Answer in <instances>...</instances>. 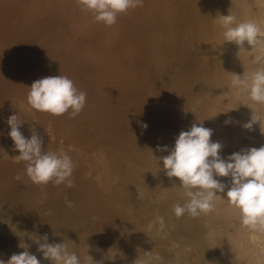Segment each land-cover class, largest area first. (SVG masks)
<instances>
[{
    "label": "rangeland",
    "instance_id": "obj_1",
    "mask_svg": "<svg viewBox=\"0 0 264 264\" xmlns=\"http://www.w3.org/2000/svg\"><path fill=\"white\" fill-rule=\"evenodd\" d=\"M22 1L0 0V15L4 14L13 24L19 23L21 11L32 2L31 0L24 4ZM62 1L73 11L71 25L75 26L67 36L70 38V48L54 62L44 60L37 73L49 76L66 75L74 83L79 82L82 90L87 93L86 105L75 118L68 114L55 116L34 109H31L30 115L22 111L24 123L21 132L25 137H30L32 129H35L41 136L45 134L48 137L47 143L43 145L46 151L63 150L71 157L74 164L73 173L81 174L88 185V204L86 209L78 211L73 204L74 200H69L72 202L71 207L67 201L63 206L55 208L54 202V218L50 221H39L35 218L34 207L61 197L62 185L57 186L51 182L33 184L28 191V194L34 193V202L31 201L29 209L20 206L23 205L21 202L16 203L15 207V203L10 202L8 206L4 205L2 211L0 209V215L5 217H0V220L4 221L7 217V222H0V259L8 260L12 254L22 252L24 249H21L19 244L24 242L30 245V252L37 255L41 264H49L37 251V245L28 238L29 235H47L50 243L65 242L70 251L79 255L81 264H99L101 261L103 264H150L152 259L158 258V247L170 244L169 240L163 239L162 232L164 226L174 218V206L177 204L174 201L175 195L182 189L177 186L179 182L175 178L166 176L162 163L161 169L159 168L156 157L168 155L167 151L159 149L163 146L171 148L175 138L181 131H187V126L197 113V110L194 111L184 102L169 109L166 94L162 96V86L169 83L174 87L176 79L184 84L182 76H187L184 86L189 91L200 81L207 80L204 71L209 69L208 63L205 59L204 63L199 61L198 56L207 49L217 51L212 44L214 35L204 30V24L199 19H188L196 0H143L142 6L120 14L112 26L97 22L92 13L82 9L79 0ZM203 1L210 13L217 4L226 2ZM225 6H229V2H226ZM200 13L203 14L202 9ZM255 17L254 13H239L237 19L254 20L264 32V20H257ZM138 24L144 25V28L148 26L151 30L148 33L150 55L136 75L147 88L145 98L149 101L159 97L161 100L156 103L155 114L150 116L146 130H132V126H136L134 118L126 117L125 123L121 122L116 128L117 132L123 133L122 139H106L90 131L85 123L88 118L86 113L94 111L99 105L114 107L112 95L120 86L126 85L124 77L128 70L122 67L114 73L113 69L120 60L129 55V43ZM144 28L141 29L143 33ZM9 31L10 27L0 25V41L6 36L9 37ZM181 32L189 35L190 40L194 37L193 45L188 44V50L192 48L197 55L194 73H189L188 59L183 56L185 51L180 48ZM260 42H264V37ZM167 62L181 67L178 74H171L172 78H168L164 68ZM261 64L264 65L252 55L247 57L245 63L252 68V72L261 67ZM154 65L161 66L162 70L156 69ZM3 70L0 64L1 74ZM1 87L2 83L0 89ZM131 95L129 99L132 102L141 96L139 90H134ZM143 97L142 95V99ZM122 106L124 107V102L115 107L122 109ZM254 106V113L264 117V105ZM164 111L166 116L159 115ZM251 115L252 112H245L242 120L249 122ZM177 117L182 118L179 131L176 125ZM184 123L186 128L182 129ZM253 127L252 130L259 134L261 140L252 147L259 148L264 145V122L261 126L254 124ZM122 148L125 149V154ZM241 148L245 149V146ZM6 155L13 161L12 158L18 155V152L3 151L1 154ZM11 180L13 183V179ZM5 182H0V186ZM43 193L47 195L42 197ZM49 194H52V198L46 199ZM5 208H8L7 211ZM11 209L18 212L15 213ZM3 211H6V215ZM115 213L118 217L110 223L107 222V218L112 219L110 216ZM15 230L19 232L20 237ZM261 236L260 240L264 243V232ZM139 237L135 255L130 247Z\"/></svg>",
    "mask_w": 264,
    "mask_h": 264
},
{
    "label": "bare ground",
    "instance_id": "obj_2",
    "mask_svg": "<svg viewBox=\"0 0 264 264\" xmlns=\"http://www.w3.org/2000/svg\"><path fill=\"white\" fill-rule=\"evenodd\" d=\"M29 1L31 0H23L22 2L25 4ZM226 2H229V6H225ZM226 2L217 4L210 13L203 0H196L188 15V19H199L204 24V30L214 35L212 44L217 51L207 49L205 53L202 51L198 56L199 61L203 62L205 59L208 63L209 69L204 71L207 80L200 81L194 89L189 91L184 86L187 76H182L184 84L181 80L176 79L174 87H171L173 84L169 83L162 86V96L166 94L169 109H173L179 103L184 102L185 105L191 106L194 111L197 110L196 116L187 126V130L196 122H202L205 127L212 129L213 136L211 139L219 141L223 145L220 155L224 158L231 153L241 151V146H245V149L250 148L261 140V137H258L259 134L252 130L254 127L251 130L243 128L247 122L242 120V115L245 112L246 114L256 112L254 106L256 103L252 102L246 95L238 93L232 86V73L251 74L252 68L245 65L247 57L251 55L264 64V42H258L251 46L245 43L246 50L244 48L239 50L237 45L224 42L223 29L218 20L214 19L218 13L227 15L230 11L236 17L239 13H254L255 19L264 20V0H226ZM201 9L203 14L200 13ZM20 15L21 21L17 24L9 21L4 14L0 15V25L10 27L9 37L6 36L0 41V64L4 69L3 74L0 73V83H2L0 89V182L6 181L3 186H0L1 211L10 202L15 203L14 207L16 203L21 202L23 205L20 206L26 210L31 207L29 206L31 201L34 202L32 197L34 193L28 194L33 183L25 174V162L12 161L8 155L1 156L3 151L10 152L13 150V141L8 136L10 129L7 120L9 116L17 113L18 118L22 121L24 118L22 111L30 115L32 108L27 103L28 87L34 81L49 76L37 73L42 62L44 60L54 62L65 50L70 48V38L67 36L70 29L75 26L71 25L73 11L62 0H32L31 4L21 11ZM143 28L144 25L138 24L136 26L129 43V55L120 60V63L113 69L114 73H117L118 68L122 67L128 70V74L124 77L126 85L120 86L118 91L112 95L114 107L99 105L94 111L86 113L88 118L85 119V123L89 126L90 131L106 139H122L123 133L117 132L116 128L121 122L122 124L125 123L126 117L134 118L136 126L135 128L132 126V130H145L142 125L146 123L149 127L150 116L155 114V105L161 100L159 97H154L148 101L145 98L147 88L136 75L138 69L146 63L150 55L148 47L150 34L148 35V33L151 28L148 26L144 28V33L141 31ZM181 33L180 48L185 51L183 56L188 59L189 73H194L197 55L194 54L192 48L188 50V44L193 45L194 37L192 36L193 39L190 40L189 35ZM154 66L156 69L162 70L161 66ZM164 68L168 73V78H172L171 74L175 76L181 71L180 66L168 62L164 64ZM213 69L214 71H212ZM34 77L38 78L34 79ZM74 84L77 89L82 90L79 82ZM134 90H139L141 96L132 102L129 98ZM142 95L144 96L143 99ZM128 99L129 101L125 102ZM121 102H124L122 109L115 107L118 104L120 106ZM159 115L166 116L165 111ZM229 119L231 123L226 125L225 121ZM181 121L182 118L177 117L178 131L181 130ZM185 123L182 124V129L186 128ZM41 138L44 143H47L48 137L45 134ZM122 152L123 154L126 153L124 148H122ZM18 175L22 177L19 181L15 179ZM11 179H13V183ZM218 179L226 184L230 183V178ZM71 180V187H68L67 184H61V197H57L50 203L42 202L34 207L37 220L50 221L54 218L56 215L53 211L54 202L55 208L63 206L69 200H74L73 204L78 211L87 208V183L81 174L72 173ZM176 181L179 182L177 179ZM46 195L47 193H43L42 197ZM47 198H52V194H49ZM185 199L184 190L181 189L175 195L174 201L183 203ZM93 201L95 202V199ZM19 209L22 210L20 207ZM6 211H3V214ZM49 211L51 214H48ZM0 217L5 218L2 215ZM110 217L112 219L107 218L109 223L118 215L115 213ZM173 217L172 222L165 225L162 232L163 239L169 240L170 244L164 247L160 245L156 254L158 258L152 259L150 264H264V243L260 240L264 230H253L244 226L240 222L239 211L230 206L227 201H216L213 211L206 215L192 217L185 213L183 216L177 217L173 213ZM6 219L4 221L2 219L0 222H7ZM16 230L15 232L18 231ZM4 232L2 231V233ZM8 232H6L7 236L9 235ZM209 232L216 234L215 239L209 238ZM139 239L140 237L134 240L130 247L135 255L137 254L136 246Z\"/></svg>",
    "mask_w": 264,
    "mask_h": 264
},
{
    "label": "clouds",
    "instance_id": "obj_3",
    "mask_svg": "<svg viewBox=\"0 0 264 264\" xmlns=\"http://www.w3.org/2000/svg\"><path fill=\"white\" fill-rule=\"evenodd\" d=\"M79 3L83 10L94 15L97 22L112 26L120 14L142 6L143 0H79ZM214 19L223 29L224 42L237 45L239 50L245 49V43L251 46L264 37L256 21H239L230 11L227 15L218 13ZM232 76V86L238 93L258 105H264V66L249 75L243 72L242 75L232 73ZM28 89L27 103L30 107L55 116L68 114L75 118L86 105L87 93L77 89L74 81L66 75L42 77ZM262 122L264 117L252 112L250 121L243 128L251 130L254 124L261 126ZM23 123L17 113L7 120L13 150L19 153L12 159L25 162V174L33 184L51 182L71 187L74 169L71 157L63 150L46 151L44 141L35 129H32L30 137H25L21 132ZM229 123L230 119L225 121L226 125ZM142 127L146 130L148 125L145 123ZM212 136V129L196 122L178 134L171 148L163 146L159 149L168 152L166 156L156 157L159 168L162 163L166 176L179 181L177 186L184 190L186 197L183 203L174 206L175 215H206L213 211L216 201H227L239 211L240 222L244 226L264 230V145L242 149L224 158L220 155L223 145L213 141ZM218 178H230V183ZM15 179L19 181L22 177L18 175ZM67 203L72 206L71 201ZM208 235L215 239L214 232ZM28 238L37 245V251L49 264H81L79 255L70 251L65 242L50 243L47 235H29ZM19 247L24 250L12 254L8 260L0 259V264H41L37 255L30 252L29 244L23 242Z\"/></svg>",
    "mask_w": 264,
    "mask_h": 264
}]
</instances>
